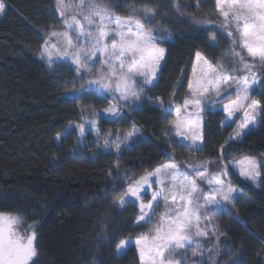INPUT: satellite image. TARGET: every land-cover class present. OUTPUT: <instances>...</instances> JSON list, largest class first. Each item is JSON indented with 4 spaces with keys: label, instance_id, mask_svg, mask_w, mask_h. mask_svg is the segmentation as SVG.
<instances>
[{
    "label": "trees",
    "instance_id": "trees-1",
    "mask_svg": "<svg viewBox=\"0 0 264 264\" xmlns=\"http://www.w3.org/2000/svg\"><path fill=\"white\" fill-rule=\"evenodd\" d=\"M8 5L0 22V213L20 217L36 227L38 264H140L135 247L123 256L119 239H144L152 225L140 227L137 207L119 208L114 199L126 180L178 161L230 164L245 158L264 160V126L241 142L229 139L222 112L208 113L204 151L194 152L173 134V113L187 98L197 52L224 63L228 41L182 18L172 0H103L121 17L132 7H159L150 27L166 58L157 85L144 91V104L131 118L149 137H138L120 156L79 147L76 132L58 141L83 113L108 108L97 92L75 96L86 80L70 64L51 68L38 59L44 38L61 28L56 0H3ZM184 16L221 21L215 0H180ZM224 57V58H222ZM175 93V94H173ZM256 99L264 104V97ZM103 132L132 123L100 122ZM228 141V143H225ZM224 146V154L220 146ZM118 165V167H117ZM264 173V168L262 170ZM264 179V176L261 177ZM235 184L239 185L235 179ZM241 188L231 215L215 220L225 233L228 253L217 264H264V185ZM115 189V192L113 191Z\"/></svg>",
    "mask_w": 264,
    "mask_h": 264
},
{
    "label": "snow or ice",
    "instance_id": "snow-or-ice-1",
    "mask_svg": "<svg viewBox=\"0 0 264 264\" xmlns=\"http://www.w3.org/2000/svg\"><path fill=\"white\" fill-rule=\"evenodd\" d=\"M215 4L222 17L221 27L229 38L227 66L214 64L200 52L196 53L198 68H193L187 98L175 108L177 119L172 122L175 134L190 141V144L180 146L196 152L205 150L202 147L205 140L202 115L205 108L202 103L205 100L214 99L215 103L223 105V111L227 113L224 126L234 127V136L230 140H242L250 133V125L264 126V104L256 99L258 95L264 97V0H215ZM196 6H201L200 0H196ZM172 7L183 14L182 9L187 5H181L180 0H172ZM5 9L6 5L0 0V13ZM56 9L66 30L61 33L53 31L51 36H62L66 49H74L70 59L77 65L76 70L83 68L91 72L94 66H89L88 61L95 59L97 53L101 54L102 63L107 66V70L88 81L89 88L95 85L98 90L113 94L119 92L121 100H139V93L143 91L141 83L158 86L153 82L158 80L157 73L161 72V62L165 60V49L158 43L168 39L162 35L154 36L150 27L158 15V6L132 7L131 11L139 15L125 17L116 15L103 0H56ZM196 23L208 24L211 21L203 19L196 20ZM209 34L213 35L210 46H214V30L209 28ZM73 36L78 41L82 39L83 44H74ZM51 47L56 48V44ZM44 51L50 58L47 42ZM62 55L67 57L68 52L65 50ZM136 77H142V82H138ZM231 88L235 92L224 95ZM233 95L236 97L234 100L231 99ZM225 100L231 102L225 103ZM189 109L192 111L189 112ZM105 111L112 116H117L119 112L115 106ZM172 111L171 107L167 109L168 114ZM182 111L185 112L183 117ZM237 112L242 113L241 117H236L238 125L232 119ZM92 123L95 124V121ZM73 127L79 130L81 138L84 137V124ZM134 133L135 129L127 134V139ZM103 144L106 149L115 146V152H121L114 140L105 139ZM219 151L224 154L223 145ZM233 167H238L239 176L257 187L264 185V179H260L264 176L261 172L264 162L245 158ZM228 176L229 166L225 164H218L210 174L204 165L192 167L186 164L181 171L176 163H171L137 180H126L119 192L113 189L119 208H139L136 223L140 227L153 224L161 201L172 202L171 211L175 214L166 212L155 225L152 235L134 241L139 250L140 264H187L188 252L192 256L201 255L199 242L195 247L192 245L194 237L209 236L207 223L203 222H210L213 215H231V208L238 200L233 195L237 189L226 179ZM152 177H156V181H152ZM198 179L208 187H201ZM152 183H158L160 188L151 192V202L145 204L142 193L146 194ZM15 225H21L20 217L0 213V264H38L34 262L38 254L35 230L27 225L26 234H22ZM213 234L217 241L220 235H225L215 229ZM132 243L126 239L116 241L117 254L126 252Z\"/></svg>",
    "mask_w": 264,
    "mask_h": 264
},
{
    "label": "rangeland",
    "instance_id": "rangeland-1",
    "mask_svg": "<svg viewBox=\"0 0 264 264\" xmlns=\"http://www.w3.org/2000/svg\"><path fill=\"white\" fill-rule=\"evenodd\" d=\"M4 4L6 5V9L3 13H0V22L2 21L4 14H5L6 10L8 9V5L5 2H4ZM216 9H217V7H216ZM217 12L219 13L218 9H217ZM178 14H180V16L182 18L192 22L194 25H196L199 28H202L206 31H209V28H211L214 31L220 32L225 37V39L228 41L227 49L229 48V46H230L229 38L225 34V29L223 27H221V21L222 20L215 22V21H211V20L207 19V20L211 21V23H208V24L196 23V20H203L204 18L192 19L190 17H186V16L182 15L181 13H178ZM132 15H139V13L138 12H132ZM59 19L61 22L60 17H59ZM65 30H66L65 27L61 23L60 30L55 31V32L61 33V32H64ZM44 42H47V44H48V48H49V52H50V58H49V54H46L44 51V48H45V43H44V45L41 49V52L38 55V59L40 61L44 62L50 68L54 65H57V64H70V65H72V67L74 69H77V65L75 63H73L72 60L70 59L74 49H66L65 41H64V38L62 36H51V34H50L48 37L44 38ZM73 43L74 44H77V43L83 44V40L81 39L78 41L76 39V37L73 36ZM52 44H56V48H52L51 47ZM158 46L161 47L159 44H158ZM65 50L68 52L67 57L62 55V53ZM201 54L204 57H206L203 53H201ZM165 58H166V49H165ZM227 58H228V53H226L225 61H224V63H222V64H225L226 66H227ZM102 60H103V57L101 56V54L97 53L95 59L88 61L89 66H94V67H92L91 72H89L83 68L80 69V71H78L80 73L81 77L86 80V84H85V87L83 89H81L80 91L75 93V96L81 95L83 93H88V92H97L103 99H106L107 101H109L108 108L115 106L119 110L118 115L112 116L110 113L106 112L105 109L101 110V111L93 112V113H83L82 114V121H81V123H78V124H84L85 132H86L84 137L81 138L79 130L73 127L74 125H78V124H72L66 133L68 135L72 132H76L79 136V144L78 145L82 149L94 151L95 153H99V152L112 153L116 156H120L123 149L131 146V144L134 141H136L138 137H149V135L146 133V131L143 130L139 125H137L133 121V119L131 118V113H132V111L137 110L141 105L144 104V102H145L144 91L149 89L152 86L151 85H143L142 83L140 84V86L143 88V91L139 93V96H140L139 100H134V99L121 100L119 92H116L115 94H113L112 92H109V91L98 90L95 85H93L91 88H89L88 81L90 79H95L101 71L107 70V66L102 63ZM164 62H165V60L161 62L162 67L164 65ZM194 67L198 68L196 57H195ZM159 75H160V72L157 73L158 79H159ZM192 79H193V71L191 74L190 81ZM136 80L138 82H142L143 78L142 77H136ZM157 81H154L153 83L156 84ZM262 83H264V82H262ZM188 91H189V89H188ZM228 92L234 93L235 89L234 88L227 89L225 91L224 95H227ZM222 98L223 97H221V99ZM235 98H236L235 95H233L231 97L232 100H234ZM224 102L230 103L231 101L225 100ZM202 107L205 108L204 112L202 113V115L204 117V127H203V134H204V130H205V126H206V116L208 113H210V112L211 113L222 112L225 115V118L227 116V113L223 111V105L215 103L214 99H209V100L203 101ZM175 108L176 107H172V109H173L172 113H173L174 118L176 120L177 116L175 113ZM188 111L190 112L192 110L189 109ZM181 116L182 117L185 116V112L182 111ZM241 116H242V113L237 112V113H235V116L232 117V119L236 122L237 125L239 124V120H236V117H241ZM125 119L129 120L132 123L131 129L129 132H131V131H133V129H135V133L130 139H127V134L129 132H127V133L123 132V128H121V126L115 127L113 132L112 131L107 132V133L103 132L101 124H100L101 120H105L109 123H117L118 125H120ZM93 121H95V124L92 123ZM258 127H259V125L255 126V127L250 125V129H251L250 132L255 131ZM229 128L231 130V133L229 136V138H230V137L234 136V127H229ZM97 130H99V134H97ZM173 134L177 138V140H179L182 144H184V145L190 144V141L185 140L182 136H177L175 134L174 128H173ZM65 136H66V134H64L60 137L62 139ZM61 139H59L58 141L60 142ZM105 139L114 140L115 143L120 146L121 152L119 154L116 153L115 152V146H113L112 148L106 149L104 147V144H103V141ZM233 141L241 142L242 140H239V141L233 140ZM193 151L196 152L195 150H193ZM242 160H244V159H242ZM254 160H256L258 163L264 162V160H258V159H254ZM174 163L177 164V167L181 171H183L186 168V164L191 165L192 167H199V166L204 165V166L208 167L210 174L213 172V170L216 169V167L218 165L217 163L196 162V161H186V162L185 161H182V162L178 161V162H174ZM238 163H239V161L232 162L230 164L222 163V164L229 166V176L226 177V179L230 180L232 186L237 189V192L233 194L237 197L242 192L240 186L247 187V188H248V186H250L251 188H253L255 190H258L260 188V187H257L255 184H253L251 181H247L243 177L239 176V174H238L239 168L233 167L234 165H238ZM262 170H263V168L261 169V172H262ZM156 179H157L156 177H152V181H156ZM235 179L239 185L235 184ZM165 183H168V181H165ZM198 183H201L199 181V179H198ZM201 187L207 188L208 185L201 183ZM145 188H148V185H145ZM159 188H160V185L158 183H152L151 188H148V192L146 194L142 193V195H145V199H144L145 204L151 202V192L158 191ZM171 209H172L171 200H169L168 202L161 201L160 208H159L156 216L153 218L152 231L148 236H150L154 233V227L157 223H159L162 215H164L166 212L169 215L175 214L173 211H171ZM138 210H139V208H138ZM149 215H151V213H149ZM217 216H219V215H213L210 222H207V221L203 222V223H207L209 236L208 237H194V242H193L192 247H195V244L198 241L200 244L199 251H200L201 255L192 256L191 252H188L187 264H217V262H219L218 260H220L223 256H226V254L228 253L227 245H226V241H225L226 236L220 235L219 240L217 241L216 236L213 234L214 229L218 230V232H222L218 228V226L215 224V220H216ZM141 223H143V222H141ZM26 226L27 225L21 219V225H15L14 227L18 228L22 234H26V231H25ZM32 228L36 232V227L32 226ZM36 240H37V236H36ZM135 240H137V239H133V240H129V241L133 242L131 247H135L137 249L138 257H139V250L134 244ZM35 243H36V241H35ZM131 247H128L127 250ZM124 254H125V252L118 254V255L121 257Z\"/></svg>",
    "mask_w": 264,
    "mask_h": 264
}]
</instances>
